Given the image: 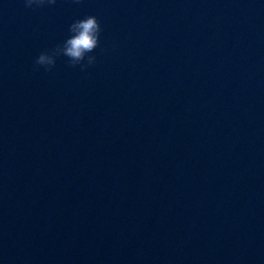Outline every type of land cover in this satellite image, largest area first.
<instances>
[{
	"label": "clouds",
	"instance_id": "9594fccd",
	"mask_svg": "<svg viewBox=\"0 0 264 264\" xmlns=\"http://www.w3.org/2000/svg\"><path fill=\"white\" fill-rule=\"evenodd\" d=\"M79 3L80 0H75ZM56 0H24L26 8H39L47 5H55ZM70 35L62 44L41 52L35 59V66L44 67L45 71H51L57 58H67L68 66H80L81 71H86L96 63V56L90 55L100 44L101 24L95 15H88L82 19L73 21L68 28ZM86 61V63H85Z\"/></svg>",
	"mask_w": 264,
	"mask_h": 264
}]
</instances>
